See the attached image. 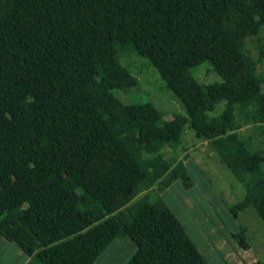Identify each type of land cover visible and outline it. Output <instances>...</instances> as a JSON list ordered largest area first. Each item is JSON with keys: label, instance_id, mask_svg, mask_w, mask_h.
<instances>
[{"label": "trees", "instance_id": "trees-1", "mask_svg": "<svg viewBox=\"0 0 264 264\" xmlns=\"http://www.w3.org/2000/svg\"><path fill=\"white\" fill-rule=\"evenodd\" d=\"M263 27L264 0H0V235L29 264H94L126 236L127 264H209L161 194L194 182L162 151L186 150L192 128L246 188L231 213L253 205L264 219V148L241 132L264 133V74L246 50ZM132 56L186 115L163 122L153 102L116 96L138 85L121 62ZM205 61L221 82L197 80Z\"/></svg>", "mask_w": 264, "mask_h": 264}, {"label": "rangeland", "instance_id": "rangeland-1", "mask_svg": "<svg viewBox=\"0 0 264 264\" xmlns=\"http://www.w3.org/2000/svg\"><path fill=\"white\" fill-rule=\"evenodd\" d=\"M262 42L264 27L258 38L247 39L246 50L264 74V60L259 59ZM121 62L129 66L138 78L137 86L115 91L123 103L151 101L162 113L163 122L172 120L176 114L186 115L182 104L167 89L159 71L148 59L132 56L122 58ZM194 72L202 84L222 81L208 61ZM225 107V101L218 103L212 114L222 113ZM241 132L251 150L264 148V133L252 126L243 128ZM183 138L186 150L165 146L162 152L167 159L178 158L187 152V167L194 188L186 189L180 180H176L177 183L165 191L164 199L186 226L209 264H243L251 260L264 263V219L253 205L240 211L237 216L230 211L233 205L244 199V184L222 161L211 143L208 145L198 139L192 128L186 129ZM241 228L245 230L250 243L249 250L241 248L234 237ZM135 251L136 245L130 237L117 238L94 264H127Z\"/></svg>", "mask_w": 264, "mask_h": 264}, {"label": "crops", "instance_id": "crops-1", "mask_svg": "<svg viewBox=\"0 0 264 264\" xmlns=\"http://www.w3.org/2000/svg\"><path fill=\"white\" fill-rule=\"evenodd\" d=\"M203 142L208 145L210 143L207 140H204ZM186 154L187 152H184L183 155L178 157V160L183 161V163L187 166L186 159H187L188 154L187 155ZM174 183H177V182L175 181ZM173 184L169 187H166L161 192V194L164 195L165 191L169 190L173 186ZM193 188L194 187H192L191 189ZM251 262H254V261L251 260ZM29 263H30V257L16 243L9 242L0 235V264H29Z\"/></svg>", "mask_w": 264, "mask_h": 264}]
</instances>
